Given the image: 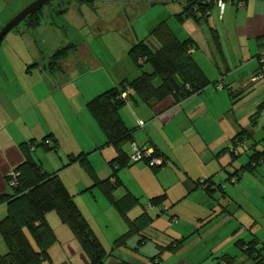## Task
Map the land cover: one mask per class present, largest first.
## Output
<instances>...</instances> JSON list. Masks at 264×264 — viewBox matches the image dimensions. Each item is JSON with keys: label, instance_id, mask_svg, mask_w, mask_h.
<instances>
[{"label": "crops", "instance_id": "1", "mask_svg": "<svg viewBox=\"0 0 264 264\" xmlns=\"http://www.w3.org/2000/svg\"><path fill=\"white\" fill-rule=\"evenodd\" d=\"M6 1L8 4L5 9L10 11L12 17L34 0ZM105 1L120 8L121 4L126 7V2L129 3L131 0ZM186 1L168 0V6L172 11L168 16V27L180 41L191 39L194 42L191 48L192 57L210 81V85L201 93L191 95L180 102H176L173 95L149 103H144L134 96L120 108L118 114L132 132L134 143L151 148L165 164L160 169L157 168V171L143 162L130 163L128 167L120 169L115 177L119 182L118 192L123 195L119 198L129 196L133 207L139 206L136 215H132V218L127 217L128 219L133 220L144 211L148 212L152 219L155 218V222L152 221L139 234L134 235L139 237L137 242L140 245H146L149 241L148 233L155 234L158 229L166 231L162 234L166 241L164 244L169 242L174 245L173 252L167 250L162 256L158 255L156 250H152L148 254L151 262L148 264H224V257L234 258V264H242L241 261L245 258L248 264H257L253 260L255 254L252 257L245 256L238 243L241 242L245 246L254 241L260 257L264 258V229L254 218L259 215H245L244 220H239L237 215H219L217 220L222 217L223 221L220 225L213 226L215 224L213 223L210 227L201 226L195 229L188 223L189 221L204 222L211 219L212 215L175 213L169 217L173 224L172 228L165 225L168 223L167 214L170 210L168 202L173 206L183 199L190 198L191 194H199L202 200L209 201V197H213L216 192L226 194L225 196L230 193L231 189H228L227 193L224 192L227 188L223 183L225 181L232 183L231 176L236 173L238 166L237 159L234 160L228 150L240 157L239 148L233 147L232 139L243 130L249 136L248 140L252 137L246 130L244 117L236 118L237 96L242 94L247 95L246 98H251L258 92L254 96V104L260 103L256 105V114L264 116V85L254 84L255 82L250 80L259 67L257 57L264 46V0H213V4L200 20L185 18L180 22L175 21L174 13L180 14ZM219 1L225 4L222 14L218 6ZM95 4L91 8H95ZM0 5L3 9L4 4L1 0ZM89 7L81 6L87 16L92 10ZM100 9L96 7L100 19L92 18L91 22L80 23L78 26L80 31L91 35L92 30L97 29L102 23L110 25L112 31H118L116 22H111L117 19L115 9L110 6L108 9ZM129 11L130 8L126 7L122 15L119 37L111 35L107 41H101L105 46L101 48V52H96L91 47L88 42L89 36L85 38L80 35L74 38V42H68L67 45H73L74 50L57 66L53 68L48 66L54 53L44 56L41 63L32 62L28 56L31 62L22 66L30 63L33 67L27 71L24 66H19L20 63L16 64V69L11 68L10 63H6V59H10L0 54V195L12 193V189L7 186L6 175L24 160L19 145L31 140L39 143L47 139L52 144L55 143L56 151L49 152L50 155L55 153L63 157L86 155L87 161L100 180L112 175L113 171L108 163L115 157V152L112 147L106 145L104 135L88 113L86 104L122 81H130L140 75L141 71L128 56L132 46L144 41L151 50L158 48V43L149 36L156 26L143 22L135 29L130 25V18H134V14ZM200 15L198 13L197 17ZM13 54L14 59H18V55ZM17 77L24 82H15ZM82 81L86 82L73 85L74 82ZM220 82L223 88L217 89L216 85ZM255 87L258 91H255ZM261 139L264 143V135ZM245 143L246 141L243 147ZM253 146L250 147L251 152L249 149L244 151L247 156L245 164L255 151L264 149V145L262 150H257ZM61 148H64L63 152ZM38 150L34 153L35 160L38 157ZM63 161L59 158L54 162L63 165ZM261 165L264 167V163ZM77 168L75 162L72 169ZM46 169L47 174L56 172V168ZM70 169L66 168L67 171L64 172L61 170L58 176L73 196L78 209L81 212L82 207L84 209L87 207L86 211L93 219L87 222L95 235L97 229L99 231L108 229L110 223L105 215H96L93 212L98 205L97 197L102 199L99 189L87 191L92 186L89 177L77 178L76 174L68 173ZM241 175L239 185L246 186L247 183L243 181L245 178ZM204 178L211 179L210 183L216 186L221 185L223 190L212 189L211 195L208 194L199 185V181ZM115 191L113 198L117 193ZM159 196H165L166 200L160 206L151 205L150 200ZM105 201L106 206L111 205L108 199ZM130 202L123 203V208ZM100 203L103 201L100 200ZM210 204L207 202V207H210ZM201 206L203 204H200ZM5 216L6 204H1L0 221ZM83 217L86 219L85 215ZM58 220L60 221L59 218ZM46 221L53 229L56 242L62 243L65 248L64 257L75 255V245L78 242L69 227L61 221L63 227L59 225L52 215L46 214ZM123 222L127 227L124 220ZM114 233L110 240L106 238L110 244L115 241L114 237L120 231L116 229ZM228 233L230 235H225ZM224 236L226 238L221 239ZM67 242L69 244L72 242L73 246L68 247ZM0 243L2 255L6 252V247L1 237ZM122 260L124 256L119 249L111 251L108 256L110 264H120ZM146 260L141 258L135 262L146 264Z\"/></svg>", "mask_w": 264, "mask_h": 264}, {"label": "trees", "instance_id": "2", "mask_svg": "<svg viewBox=\"0 0 264 264\" xmlns=\"http://www.w3.org/2000/svg\"><path fill=\"white\" fill-rule=\"evenodd\" d=\"M53 1L55 3H52ZM72 3L78 6L93 7L94 0H52L49 6L35 10L22 23L25 24L27 30L35 29L39 25L41 17L44 16L45 8L50 9L58 17L65 13ZM212 4L213 0H187L183 11L176 15V18L178 21L185 18L200 20ZM198 13L201 14L200 17H197ZM149 36L158 43L156 50H151L144 41H139L128 51L131 61L141 71L140 75L133 80L122 81L116 87L95 96L86 104L88 113L104 135L106 145L112 147L115 152V157L108 163L113 171L112 175L107 179L100 180L87 161L86 155L70 157V163L81 164L91 179L92 186L87 191L94 188L99 189L125 220L128 230L114 241V249L126 245L130 237L139 234L153 221L146 211L133 220L128 219L124 215L123 202L125 200L132 201L131 197L125 196L119 201H115L113 198V193L119 186V182L115 178L116 173L120 169L128 167L130 163H136L130 158L131 145L134 143L132 132L125 126L118 111L134 96L144 103H149L173 95L176 102H180L191 95L201 93L210 85V81L192 57L191 48L194 46V42L191 39L180 41L165 21L160 22L149 33ZM73 50L74 46L71 44L57 50L50 57L49 68L57 66ZM260 53L257 57L259 67L254 76L261 72ZM144 65H149L150 73L140 69ZM155 79L160 81V85L157 87L153 84ZM248 138L246 131L243 130L232 139L233 147L242 146ZM45 141L47 139H43L39 143L31 140L19 145L24 160L14 169L20 174L17 186L9 187L12 189L10 195H0V205L6 204V216L0 221V237L6 247V252L0 255V264L51 263L49 250L55 244L56 236L46 221V214L49 212H54L60 221L69 227L89 264H103L107 255L106 251L81 214L73 196L65 188L56 172L47 174L33 158L35 150L38 148H42L46 152L56 151L55 143L49 146ZM228 152L234 160L238 158V155L233 151L228 150ZM153 155L158 157L155 151ZM262 163H264V149L255 151L249 156L247 164L238 168L231 179H234L235 183L238 182L243 172H254ZM153 169L154 171L158 170L157 168ZM5 179L8 180L7 177ZM210 182L211 179H206L199 185L208 194L212 192V189L223 190L221 185L216 186ZM165 200V196L155 197L150 200V204L160 206ZM128 206H133L132 202ZM26 233L33 240L35 247L31 245ZM254 243L252 241L244 246L240 242L238 245L245 256L252 257L255 254L253 260L257 264H264V258L260 257L259 250L255 248ZM223 262L224 264H234V258L224 257Z\"/></svg>", "mask_w": 264, "mask_h": 264}, {"label": "rangeland", "instance_id": "3", "mask_svg": "<svg viewBox=\"0 0 264 264\" xmlns=\"http://www.w3.org/2000/svg\"><path fill=\"white\" fill-rule=\"evenodd\" d=\"M4 4V10L1 8L2 5H0V29L11 19L13 18L11 16V13L9 10L5 9L7 8V1L1 0ZM95 8L89 7V15L87 16L86 12L81 8V6H78L74 3L70 4L68 7V10L59 15L57 18V23L59 26L54 25L53 23V17L51 16V13L49 12V9L45 8L44 16L41 17L39 21V25L32 30H27L24 23H21L19 26H17L16 29L8 33L3 41L0 43V54L9 58L10 60L6 59V63H10V67L16 69V64L20 63V67L22 64H25L32 60L34 63H41L42 58L45 56H49V54L55 53L57 50L65 47V45L68 44V42H74L76 38H78L80 35L83 37H88V42L91 45L93 49L96 50V52H101V48L105 47L101 41L105 42L111 35H117L119 37L121 27V21H122V15L124 14V10L126 7H129L130 13L134 14V18H130V25L134 27L135 29L139 27L140 23L145 22L146 24H154L153 26H157L162 21H165L168 24V16L171 14L172 11H170V7L168 6V0H131L129 3H127L126 7L125 5H120V8L117 7V5H112V3H107L105 0H94ZM52 3H55L53 1ZM135 3V4H134ZM131 4H134L131 6ZM109 6L111 8H114L117 12V19L111 21L112 23L116 22V27L118 28L117 32L112 31L110 25L102 23L101 25H98L97 29L92 30L91 35H87L85 31H80V28L78 26L80 23L85 24L86 22H91V19L94 18L100 19L98 16V11L96 10V7H100L102 10L103 8L108 9ZM115 6V7H112ZM124 6V7H123ZM119 8V9H118ZM110 13V12H109ZM177 15L176 13H174ZM125 16V15H124ZM174 20L177 21L176 16H173ZM98 22V21H97ZM151 22V23H150ZM180 22V21H178ZM101 23V22H98ZM171 24V20H170ZM87 35V36H86ZM96 37V39L94 38ZM75 38V39H74ZM118 50V49H117ZM13 53H16L18 55V59H14L12 55ZM47 55V56H46ZM28 56L29 59L27 58ZM47 59H45L46 61ZM22 61V62H21ZM31 62V61H30ZM32 64L23 65L25 67V71L30 70L33 66H30ZM22 66V67H23ZM28 66V67H27ZM142 71L146 73L151 72V68L149 65H144L143 68H140ZM255 75V74H254ZM252 75V76H254ZM251 78V77H250ZM15 82L22 83L23 80L18 79V77L15 79ZM86 81L82 82H74L73 85H80L81 83H85ZM264 85V79H260L254 84ZM155 86L157 87L159 84V79H156L154 81ZM238 89V88H237ZM255 91L257 90V87H255ZM254 94V96H256ZM264 94V90H263ZM254 96H251V98H246L247 95L239 94L237 96L236 101V118H242L244 117V122L246 124V130H248L251 133V138L246 141V143L243 146H239L240 151V157L237 158V168H240V166L244 165L247 161V156L244 151L251 152L250 149L251 145H254L253 148H256L257 150H262V147L264 143L262 142V136L264 135V116L257 115V106L260 103L254 104ZM257 105V106H256ZM252 116V117H251ZM251 117V118H250ZM245 128V127H244ZM52 145V143H51ZM49 145V146H51ZM37 158L36 162L42 167V170L45 172L47 167L50 168V170H53V168H56V173L60 172L61 170L64 172L66 168H71L68 170V173L71 175L76 174L77 178L80 176L89 177L87 172L84 170V168L77 162L78 168L76 170L72 169L73 164L70 163V157L71 156H62L57 155L56 153L53 155L48 154L49 152L44 151L42 148H38ZM64 151V148H61V152ZM53 152V151H50ZM60 152V151H59ZM34 158V156H33ZM66 160L63 161V165L55 164L58 159ZM35 159V158H34ZM58 166V167H57ZM67 171V170H65ZM76 171H79L76 173ZM67 173V172H66ZM97 174V173H96ZM253 174V175H252ZM98 176V175H97ZM76 177V176H75ZM241 177H244L245 180L244 183H247L246 186L239 185L240 181L236 183H229L227 181H223V185L227 188L224 192L227 193L228 189L230 190V193L222 194L221 192H216L213 197H209V201L202 200L201 195L199 194H191L190 198L183 199V201L177 202L175 205L171 206V203L168 202V208L170 209L168 212V223H165V225H168V227L172 228L171 222L169 221L170 215L177 214V215H212L211 219L205 220L204 222L196 221V222H188L193 225V227L201 228V226H218L220 225L222 221V217H219V215H237V218L239 220H244L246 218L245 215H255L258 217H254L256 220H258L261 227L264 229V217L261 215H264V167L260 165V167L257 169L256 172H243ZM90 179V178H89ZM104 180V179H101ZM206 178L201 179L199 183H202L205 181ZM91 181V179H90ZM233 188V189H232ZM100 191V190H99ZM117 193L114 195V200L119 201L121 200L119 197L120 195L123 196L120 191L118 192V188H116ZM115 191V192H116ZM101 197L98 198V205L97 208L93 210V212L96 213V215H105V218L108 219L110 226L108 229L99 231H96L97 238L99 239L100 243L102 244L103 248L106 251V259H104L103 264H110L111 262L108 261V256L110 255L111 251L115 250L112 242L110 244L109 241H106V238L110 240L111 236L114 235V230H119L120 233L114 237L115 240H117L118 236L120 237L123 235L128 229L125 227V224L123 222L124 218L121 216V213L114 207L113 204L110 206H106L104 204V201H107V198L105 195L100 191ZM119 198V199H118ZM122 198V197H121ZM105 199V200H104ZM100 200L103 201V203H100ZM124 200V199H123ZM105 201V202H106ZM202 201V202H200ZM211 203L210 207H207L206 203ZM123 203H127L125 200ZM200 204H203V206L200 207ZM139 207V206H138ZM138 207L133 206H125L124 208V215L126 217L132 218V215H136V211ZM195 207V208H194ZM87 207L84 209L82 207L81 214L86 216L87 221L93 220L91 217H89L90 214L87 213ZM47 215H52L55 217L57 223L62 226L60 221L58 220L56 214L54 212H49ZM161 215V214H159ZM134 217V216H133ZM85 218V217H84ZM103 218V217H102ZM51 219V216L50 218ZM155 218H153L154 221ZM217 220V221H216ZM125 221V220H124ZM186 223L187 221L184 220ZM155 222V221H154ZM51 223V221H50ZM204 223V224H202ZM97 224V223H96ZM63 227V226H62ZM114 227V228H113ZM247 231V230H246ZM165 230H156L155 234L148 233L149 241L146 245H140L138 240V236H133L132 238L128 239V243L126 242V245H122L119 249L120 253L124 256V264H137L136 260H141V258H146L145 261L146 264L151 263L149 258L150 255H148L152 250H156L157 254H162L164 252H173L174 249L172 247L174 246L171 243L164 244L163 235L165 234ZM145 234V233H143ZM143 234L141 236H143ZM168 234L169 231H168ZM223 235V233H221ZM31 245L35 247V244L33 240L29 237V235L26 233ZM95 235V236H96ZM221 235V236H222ZM230 235V233L225 234ZM226 238V236L222 237L221 239ZM240 238V237H238ZM163 242V243H162ZM66 245L69 247H72V242L70 244L67 242ZM1 243H0V250H1ZM75 255H71L69 258L64 257L65 254V248H63L62 243L55 242V244L50 248L49 255L51 256L52 263L51 264H89V261L85 254L82 252L80 246L78 243L75 245ZM114 247V248H113ZM162 247V248H161ZM114 254V253H113ZM127 256L128 258H125ZM113 257V256H112ZM111 259V258H110ZM113 259V258H112ZM134 260V261H133ZM123 262L120 261V264ZM242 264L249 263L247 262V259H243L241 261Z\"/></svg>", "mask_w": 264, "mask_h": 264}, {"label": "built area", "instance_id": "4", "mask_svg": "<svg viewBox=\"0 0 264 264\" xmlns=\"http://www.w3.org/2000/svg\"><path fill=\"white\" fill-rule=\"evenodd\" d=\"M220 13H223L224 10V2L219 1L218 2ZM139 62H142V60H139ZM260 63L262 65L261 72H259L258 75L251 77V82H257L260 79H264V49L260 53ZM217 89H222L223 85L220 82L218 85H216ZM47 145H51V142L49 140L45 141ZM238 145V143H236ZM154 151L151 148L145 147V146H138L137 144L133 143L131 145V160L138 163L143 162L150 168H160L165 164V161H163L160 157H155ZM20 176L19 172H17L14 169H11L8 171L6 177H7V186L10 188L17 186V179ZM232 183H235L234 179H231ZM175 222V220H174Z\"/></svg>", "mask_w": 264, "mask_h": 264}, {"label": "water", "instance_id": "5", "mask_svg": "<svg viewBox=\"0 0 264 264\" xmlns=\"http://www.w3.org/2000/svg\"><path fill=\"white\" fill-rule=\"evenodd\" d=\"M52 0H34L24 7L19 13H17L12 19H10L1 29H0V43L3 41L4 37L13 31L17 26H19L23 20L35 10L49 6ZM50 10V9H49ZM53 17V23L59 26L57 23V18L54 16L52 11H49Z\"/></svg>", "mask_w": 264, "mask_h": 264}]
</instances>
